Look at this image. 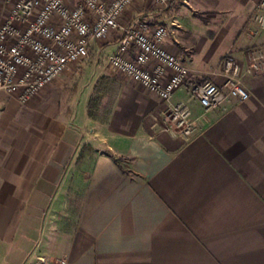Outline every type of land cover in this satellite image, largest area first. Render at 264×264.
<instances>
[{"label":"crops","instance_id":"0c3cea01","mask_svg":"<svg viewBox=\"0 0 264 264\" xmlns=\"http://www.w3.org/2000/svg\"><path fill=\"white\" fill-rule=\"evenodd\" d=\"M259 1L172 0L148 13L189 69L168 101L111 71L86 89V74L66 72L23 105L0 92V264H264V70L246 72L248 52L264 55ZM10 6L0 0V25ZM226 53L249 98L204 110L189 87L221 83ZM179 102L188 140L165 130Z\"/></svg>","mask_w":264,"mask_h":264},{"label":"built area","instance_id":"2783aa9c","mask_svg":"<svg viewBox=\"0 0 264 264\" xmlns=\"http://www.w3.org/2000/svg\"><path fill=\"white\" fill-rule=\"evenodd\" d=\"M7 1L11 6L0 25V92L16 97L22 105L86 58L92 43L110 34L117 35V44L107 57L109 67L160 100L168 101L188 81L184 59L161 46L164 26L151 27L138 14L139 0H81L74 7L70 0ZM171 1L143 0L159 9ZM253 16L263 27L264 0L254 5ZM262 70L263 53L248 52L246 72ZM216 73L221 83L206 81L188 90L204 110L219 109L230 100H248L241 65L231 53L223 55ZM165 130L184 140L191 137L193 121L185 103L172 107Z\"/></svg>","mask_w":264,"mask_h":264},{"label":"rangeland","instance_id":"374dc122","mask_svg":"<svg viewBox=\"0 0 264 264\" xmlns=\"http://www.w3.org/2000/svg\"><path fill=\"white\" fill-rule=\"evenodd\" d=\"M80 1L81 0H70V6L74 7ZM144 6L145 8H141V9L137 7L138 14H142L141 18L147 21V23H149L151 27H154L148 13L157 10L158 7L151 5V3H146L144 4ZM136 15L137 14L135 13V16ZM113 35H114V39L116 40L117 35L116 34ZM102 43H104V39L92 43L88 49V55L86 56V58L82 59L79 63L71 65V67L66 71L67 73H71L76 76H83L85 74L87 75L88 81L85 84L83 83L84 85L82 86V89H86V87H88L95 78L99 77L101 73H106L110 71L118 73L109 67L107 63V57L111 52L110 49L107 50L106 46L103 45ZM65 88L68 90L71 96H74L75 94L78 93V82H76V80L71 81V84ZM96 97H97V93L92 95V99L94 103Z\"/></svg>","mask_w":264,"mask_h":264},{"label":"trees","instance_id":"16d2710c","mask_svg":"<svg viewBox=\"0 0 264 264\" xmlns=\"http://www.w3.org/2000/svg\"><path fill=\"white\" fill-rule=\"evenodd\" d=\"M88 106H89L90 109H93V107L95 106L94 102H93V99L90 100Z\"/></svg>","mask_w":264,"mask_h":264}]
</instances>
